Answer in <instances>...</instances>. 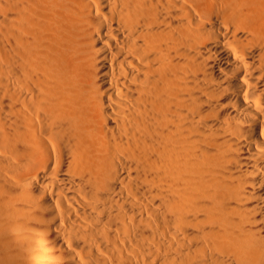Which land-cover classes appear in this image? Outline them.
Listing matches in <instances>:
<instances>
[{"label": "bare ground", "instance_id": "1", "mask_svg": "<svg viewBox=\"0 0 264 264\" xmlns=\"http://www.w3.org/2000/svg\"><path fill=\"white\" fill-rule=\"evenodd\" d=\"M0 264H264V0H0Z\"/></svg>", "mask_w": 264, "mask_h": 264}]
</instances>
